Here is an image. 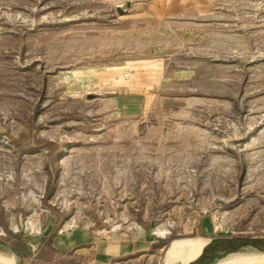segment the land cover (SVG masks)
I'll list each match as a JSON object with an SVG mask.
<instances>
[{
	"label": "rangeland",
	"instance_id": "obj_1",
	"mask_svg": "<svg viewBox=\"0 0 264 264\" xmlns=\"http://www.w3.org/2000/svg\"><path fill=\"white\" fill-rule=\"evenodd\" d=\"M234 235L264 236V0H0V264Z\"/></svg>",
	"mask_w": 264,
	"mask_h": 264
},
{
	"label": "crops",
	"instance_id": "obj_2",
	"mask_svg": "<svg viewBox=\"0 0 264 264\" xmlns=\"http://www.w3.org/2000/svg\"><path fill=\"white\" fill-rule=\"evenodd\" d=\"M89 242L90 240H88L86 232H83L80 229H75L71 232H65L59 236L50 237L49 234L44 235L43 237H40V239L28 241L27 245L29 250H35L38 246L39 248H42L44 247V244H48L50 248H53L60 253H66L69 250H75L78 247L83 245L87 246L88 244L89 246L81 248L84 250H90V248L93 249L95 245H92ZM134 250H143V248L139 243L137 245L134 242H129L127 244H116L114 240V242L106 243V246L103 248V250L101 249V254L99 255V252L97 251L96 254L92 256L91 262L87 264H105L108 261L109 256H115L119 254L127 255Z\"/></svg>",
	"mask_w": 264,
	"mask_h": 264
},
{
	"label": "water",
	"instance_id": "obj_3",
	"mask_svg": "<svg viewBox=\"0 0 264 264\" xmlns=\"http://www.w3.org/2000/svg\"><path fill=\"white\" fill-rule=\"evenodd\" d=\"M234 254H264V236L234 235L206 238L205 243L185 264H216Z\"/></svg>",
	"mask_w": 264,
	"mask_h": 264
},
{
	"label": "bare ground",
	"instance_id": "obj_4",
	"mask_svg": "<svg viewBox=\"0 0 264 264\" xmlns=\"http://www.w3.org/2000/svg\"><path fill=\"white\" fill-rule=\"evenodd\" d=\"M158 232L163 234L166 231L161 230ZM205 241H206V239L190 238V239H186L185 241H182L180 243H178L176 241L173 242L171 244V246H169V248L166 251L163 264H170V262L173 261V259L181 256L186 251L198 250V248L201 247L205 243ZM192 257H193V255L189 256L187 258L179 259L175 262V264H185ZM245 257H246L247 261H249L248 262L249 264H264V254H234V255L228 256V257H226L220 261H222L224 264H231V263L236 262V261H241ZM9 260L11 263L15 264L14 259L9 258Z\"/></svg>",
	"mask_w": 264,
	"mask_h": 264
},
{
	"label": "trees",
	"instance_id": "obj_5",
	"mask_svg": "<svg viewBox=\"0 0 264 264\" xmlns=\"http://www.w3.org/2000/svg\"><path fill=\"white\" fill-rule=\"evenodd\" d=\"M13 247L18 250V248H23L24 247V244L21 243V241H19L17 239V237H14V243H13Z\"/></svg>",
	"mask_w": 264,
	"mask_h": 264
}]
</instances>
